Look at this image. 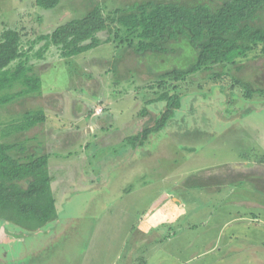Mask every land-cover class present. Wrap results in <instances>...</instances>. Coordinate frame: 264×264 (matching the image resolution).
<instances>
[{
  "label": "rangeland",
  "instance_id": "374dc122",
  "mask_svg": "<svg viewBox=\"0 0 264 264\" xmlns=\"http://www.w3.org/2000/svg\"><path fill=\"white\" fill-rule=\"evenodd\" d=\"M146 1L68 0L44 10L35 0H0V40L19 32L41 81L38 93L0 106V143L25 141L29 153L48 156L56 207L35 231L0 219V264H264V94L246 99L233 81L264 82V56L256 50L235 65L166 81L182 107L134 147L127 139L164 110L147 102L182 49L167 64L138 56L117 25L70 59L39 39L95 7L111 16ZM252 25L264 27V15ZM37 116L27 132L15 130Z\"/></svg>",
  "mask_w": 264,
  "mask_h": 264
},
{
  "label": "trees",
  "instance_id": "16d2710c",
  "mask_svg": "<svg viewBox=\"0 0 264 264\" xmlns=\"http://www.w3.org/2000/svg\"><path fill=\"white\" fill-rule=\"evenodd\" d=\"M63 1L68 0H35V5L51 10ZM260 15H264V0H225L217 7L149 0L129 13L119 15L105 16L95 7L83 17L70 20L39 39L57 47L64 59H70L99 46L102 40L98 35L117 25L125 29L138 56H162L160 59L167 64L170 60L165 56L177 48L182 49V55L172 59L178 67L165 69L157 82V87L162 90L147 102L160 103L164 110L153 126L127 139V143L135 147L163 130L182 107L179 94L168 89L164 84L166 81L183 82L214 65H235L256 50L264 56V27L252 25ZM21 45L19 32L6 30L1 35L0 106L41 89V81L31 74L29 58L22 52ZM155 57L154 61L162 64ZM15 61V68L9 70L8 66ZM233 81L243 88L246 99H251L255 93L264 94V82L258 85L250 81ZM16 87L18 91H14ZM144 112L145 109L141 113ZM39 117L30 118L15 130L27 132L41 121ZM51 182L46 154L29 153L25 141L0 143V219L28 231L46 225L56 217Z\"/></svg>",
  "mask_w": 264,
  "mask_h": 264
},
{
  "label": "crops",
  "instance_id": "0c3cea01",
  "mask_svg": "<svg viewBox=\"0 0 264 264\" xmlns=\"http://www.w3.org/2000/svg\"><path fill=\"white\" fill-rule=\"evenodd\" d=\"M218 192H221V190H218Z\"/></svg>",
  "mask_w": 264,
  "mask_h": 264
}]
</instances>
